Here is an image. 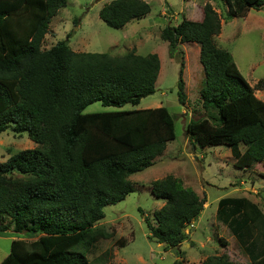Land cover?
<instances>
[{
	"label": "trees",
	"instance_id": "1",
	"mask_svg": "<svg viewBox=\"0 0 264 264\" xmlns=\"http://www.w3.org/2000/svg\"><path fill=\"white\" fill-rule=\"evenodd\" d=\"M217 1L230 18L264 8V0ZM66 4L0 0V134L8 129L26 133L35 145L0 163V233L28 238L12 241L0 264H92L89 252L114 237L95 229L104 209L123 201L134 190L131 176L152 167L176 138L175 118L163 107L81 115L93 103L139 105L155 92L160 61L155 54L134 51L123 56L75 52L68 40L44 49L49 25ZM149 13L142 0H113L98 17L107 27L122 29ZM202 13L201 21L184 17L160 32L170 57L182 58L179 45L199 46L204 117L187 123L185 135L194 150L227 146L234 167L243 171L264 166V101L232 55L216 44L221 23L211 5L205 4ZM183 70L181 61L177 96L182 105ZM150 189L164 202L153 224L144 220L150 237L176 250L206 200L171 175L151 182ZM215 218L249 264H264V214L257 204L245 197L223 198ZM217 241L225 246L222 238ZM124 245L119 241V247ZM201 264L238 263L222 254Z\"/></svg>",
	"mask_w": 264,
	"mask_h": 264
},
{
	"label": "rangeland",
	"instance_id": "2",
	"mask_svg": "<svg viewBox=\"0 0 264 264\" xmlns=\"http://www.w3.org/2000/svg\"><path fill=\"white\" fill-rule=\"evenodd\" d=\"M111 1L67 0L66 7L52 19L42 47L48 49L68 40L69 47L80 53L123 56L134 51L140 56L157 55L160 72L154 94L142 99L137 106L116 108L93 103L81 115L163 107L175 118L176 138L152 167L131 176L134 190L123 201L104 209V219L95 229L114 232V237L99 241L87 255L88 261L92 264H173L182 259L181 264H201L199 260L204 257L224 254L233 262L249 264L215 214L220 199L242 197L257 204L264 214V166L256 164L248 171L234 167L227 146L194 150L185 135V126L191 120L204 117L199 96L204 80L199 46L179 45L182 58L170 57L168 44L160 39V32L167 25L176 26L184 17L201 21L203 6L211 5L221 23L216 44L232 55L243 78L255 89L256 97L264 101V8L251 10L249 18H230L225 4L217 0H142L150 6L145 18L132 21L122 29H112L98 17L100 9ZM181 61L184 63V105L177 96ZM34 146L26 133L16 135L8 129L0 134V163ZM167 175L178 178L206 200L191 228L184 230L186 240L176 250L155 242L144 221L147 218L153 224V214L164 203L152 195L150 184ZM217 238L224 240V247ZM21 239L28 238L12 231L0 233V263L7 257L11 242ZM119 241H124L125 245L119 247Z\"/></svg>",
	"mask_w": 264,
	"mask_h": 264
},
{
	"label": "crops",
	"instance_id": "3",
	"mask_svg": "<svg viewBox=\"0 0 264 264\" xmlns=\"http://www.w3.org/2000/svg\"><path fill=\"white\" fill-rule=\"evenodd\" d=\"M249 16H250V12H248V14H247V16H246L245 18H249ZM220 34H221V33H220ZM217 38H219V36L215 38V42L217 41ZM190 228H191V227H190ZM184 241H185V240H184ZM205 258H206V257H204V258H202V259H205ZM4 259H5V258H4ZM202 259L199 260V262H202V261H203ZM180 261H181V262H182V261L184 262V260H182V259H180ZM183 264H184V263H183Z\"/></svg>",
	"mask_w": 264,
	"mask_h": 264
},
{
	"label": "water",
	"instance_id": "4",
	"mask_svg": "<svg viewBox=\"0 0 264 264\" xmlns=\"http://www.w3.org/2000/svg\"><path fill=\"white\" fill-rule=\"evenodd\" d=\"M191 227V225H189V226H187V228H190ZM184 232V231H183Z\"/></svg>",
	"mask_w": 264,
	"mask_h": 264
}]
</instances>
